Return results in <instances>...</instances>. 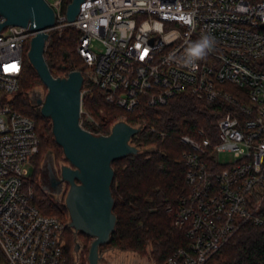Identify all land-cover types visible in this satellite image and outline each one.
Segmentation results:
<instances>
[{
	"label": "built area",
	"instance_id": "2783aa9c",
	"mask_svg": "<svg viewBox=\"0 0 264 264\" xmlns=\"http://www.w3.org/2000/svg\"><path fill=\"white\" fill-rule=\"evenodd\" d=\"M47 2L56 13L48 33H80L85 80L106 103L133 113L188 93L216 106L215 133L181 137L187 192L174 225L188 246L164 264H207L245 225L264 227V0H86L74 22L63 0ZM34 36L20 26L0 31V264H68L69 223L43 215L27 183L40 150L35 121L12 107ZM204 36L211 50L192 57ZM92 90L83 86L82 97ZM82 114L99 126L83 105ZM223 153L234 162H220Z\"/></svg>",
	"mask_w": 264,
	"mask_h": 264
},
{
	"label": "trees",
	"instance_id": "16d2710c",
	"mask_svg": "<svg viewBox=\"0 0 264 264\" xmlns=\"http://www.w3.org/2000/svg\"><path fill=\"white\" fill-rule=\"evenodd\" d=\"M71 1L63 0L64 13ZM79 38L80 33L72 27L61 33H50L45 57L54 77H66L71 71L85 72L84 62L77 53ZM65 66L68 67L64 69ZM40 85L43 83L25 55L20 92L12 101V107L35 121L40 141L39 154L33 161V173L27 183L33 188V203L39 211L43 215L60 218L61 211L51 196L35 184L41 176L43 151L54 148V154L62 153V148L55 141L51 120L43 117L29 98L30 92ZM86 87L93 90L83 96V108L99 125L96 127L84 121L86 130L109 135L121 118L133 127L144 125L143 130L132 138L140 153L113 163V211L117 225L111 242L105 246L132 251L141 257L150 255L157 264H164L174 252L188 246L184 233L174 225V211L180 197L187 192V168L182 159L187 148L181 143V137L195 136L200 129L215 133L219 118L216 106L207 107L185 93L171 100L167 106H141L133 113H126L106 103L103 92L89 84L87 79ZM152 127L158 133L151 132ZM160 133H165L166 137L162 138ZM61 210L69 213L65 205ZM72 235L67 228L65 255L68 264H75L71 252ZM82 235L88 241L92 239ZM220 254L207 264H264V227L245 225Z\"/></svg>",
	"mask_w": 264,
	"mask_h": 264
},
{
	"label": "water",
	"instance_id": "95a60500",
	"mask_svg": "<svg viewBox=\"0 0 264 264\" xmlns=\"http://www.w3.org/2000/svg\"><path fill=\"white\" fill-rule=\"evenodd\" d=\"M84 1H71L66 11L68 22L76 20ZM0 15L5 19L0 23V31L7 26H20L35 32L28 60L47 89L45 99L37 98L36 103L43 117L51 120L55 141L70 163L61 168L60 177L53 169L49 171L48 187L57 192L64 182L70 184L66 197L69 227L93 239L89 264H100V248L111 242L117 225L113 211V163L140 153L131 142L142 127L120 121L113 125L109 135H96L82 126L83 72L71 71L66 77H54L46 61L48 30L56 24L55 10L47 0H0ZM79 248L77 245L76 251Z\"/></svg>",
	"mask_w": 264,
	"mask_h": 264
},
{
	"label": "rangeland",
	"instance_id": "374dc122",
	"mask_svg": "<svg viewBox=\"0 0 264 264\" xmlns=\"http://www.w3.org/2000/svg\"><path fill=\"white\" fill-rule=\"evenodd\" d=\"M48 45V42H47ZM46 45V48H47ZM101 49V48H99ZM86 69V67H85ZM47 94V89L44 85L37 86L34 90L30 92L29 98L31 100V103L33 105L37 106V98L45 99ZM14 100V99H13ZM39 110L40 107L38 106ZM41 112V110H40ZM84 115V114H82ZM81 121H86V117H81ZM132 143V142H131ZM132 145H134L132 143ZM55 150L54 148H48L43 151L42 156V169H41V176L37 178L36 185H38L44 193L51 196L53 202L57 206V208L61 211L60 213V219L70 223V216L69 213L61 210L64 205L66 206V197L67 192H63V189L59 187V190L57 192H52L50 188L47 185L46 179H45V171H47V167L49 165L52 166L53 169L57 170V173L60 175L61 168L63 166H70V163L66 160L65 155L62 153L60 155L54 154ZM220 162L230 164L234 162V157L230 153H223L219 157ZM30 173L32 175L33 169L30 165ZM55 170V171H56ZM56 173V172H55ZM69 231H72V239H71V252L73 253V259L75 264H89V252L90 247L92 244L93 239H90L89 241L85 236L82 235V233H77L72 229L69 228ZM80 245V248L78 251H76V246ZM87 247V249H86ZM222 254V253H221ZM219 254V256L221 255ZM100 256H101V264H157L150 255L141 257L140 255L132 252L127 251L123 249H118L110 246H105L104 248H100Z\"/></svg>",
	"mask_w": 264,
	"mask_h": 264
},
{
	"label": "clouds",
	"instance_id": "9594fccd",
	"mask_svg": "<svg viewBox=\"0 0 264 264\" xmlns=\"http://www.w3.org/2000/svg\"><path fill=\"white\" fill-rule=\"evenodd\" d=\"M213 41L211 37L204 36L202 39L189 50L190 55L195 58H202L211 50Z\"/></svg>",
	"mask_w": 264,
	"mask_h": 264
},
{
	"label": "flooded vegetation",
	"instance_id": "af4514ba",
	"mask_svg": "<svg viewBox=\"0 0 264 264\" xmlns=\"http://www.w3.org/2000/svg\"><path fill=\"white\" fill-rule=\"evenodd\" d=\"M53 168H52V166L51 165H49L48 167H47V171H45V179H46V182H47V185H49V183H50V177H49V171L50 170H52ZM54 171L56 170V169H53ZM56 172V175L58 176V177H60V175L57 173V170L55 171ZM60 187L63 189V192H67V194H68V191H69V189H70V184L69 183H67V182H64L63 184H61L60 185ZM101 262L102 261H100V264H101Z\"/></svg>",
	"mask_w": 264,
	"mask_h": 264
}]
</instances>
